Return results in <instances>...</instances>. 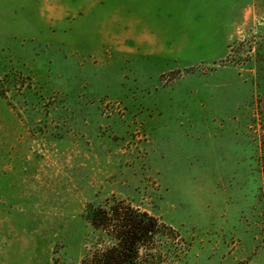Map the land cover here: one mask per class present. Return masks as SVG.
<instances>
[{"label": "rangeland", "instance_id": "374dc122", "mask_svg": "<svg viewBox=\"0 0 264 264\" xmlns=\"http://www.w3.org/2000/svg\"><path fill=\"white\" fill-rule=\"evenodd\" d=\"M246 1L0 0V264H82L114 243L92 210L121 206L179 234L168 264H264Z\"/></svg>", "mask_w": 264, "mask_h": 264}, {"label": "trees", "instance_id": "16d2710c", "mask_svg": "<svg viewBox=\"0 0 264 264\" xmlns=\"http://www.w3.org/2000/svg\"><path fill=\"white\" fill-rule=\"evenodd\" d=\"M90 221L114 241L106 251H96L82 264H168L175 262L179 234L148 212L127 207L111 211L93 209ZM146 249V253H142ZM175 249V250H174Z\"/></svg>", "mask_w": 264, "mask_h": 264}, {"label": "crops", "instance_id": "0c3cea01", "mask_svg": "<svg viewBox=\"0 0 264 264\" xmlns=\"http://www.w3.org/2000/svg\"><path fill=\"white\" fill-rule=\"evenodd\" d=\"M31 1L35 2V0H31ZM37 1H40V0H37ZM45 1H47V2H53V4H56L57 3V0H45ZM257 2H258L257 0H248V1L245 2L244 5H255Z\"/></svg>", "mask_w": 264, "mask_h": 264}]
</instances>
